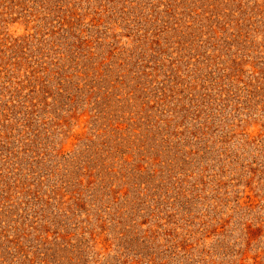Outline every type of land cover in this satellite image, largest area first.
Masks as SVG:
<instances>
[{"label":"rangeland","instance_id":"374dc122","mask_svg":"<svg viewBox=\"0 0 264 264\" xmlns=\"http://www.w3.org/2000/svg\"><path fill=\"white\" fill-rule=\"evenodd\" d=\"M0 264H264V0H0Z\"/></svg>","mask_w":264,"mask_h":264}]
</instances>
